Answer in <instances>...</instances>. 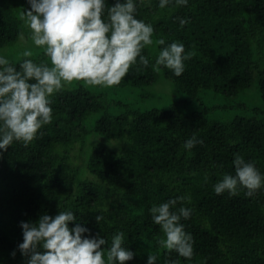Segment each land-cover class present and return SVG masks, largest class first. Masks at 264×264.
<instances>
[{"label":"trees","instance_id":"1","mask_svg":"<svg viewBox=\"0 0 264 264\" xmlns=\"http://www.w3.org/2000/svg\"><path fill=\"white\" fill-rule=\"evenodd\" d=\"M114 2L105 0L108 7ZM135 3L136 18L154 27V44L142 52L149 65L138 60L139 72L134 65L110 87L112 98L82 81L66 85L52 97L51 123L27 147L14 141L7 152L0 149V264H26L18 249L21 221L35 223L60 210L76 215L70 227L79 223L105 238V251L123 232L124 247L136 253L126 264H147L149 251L156 264H264V187L251 197L246 189L237 196L214 191L224 174H235L236 154L264 175V113L247 107L254 114L220 120L199 96L212 90L231 98L257 83L264 101V0H188L186 6L172 0L164 9L160 0ZM28 8V0H0V51L26 33L18 16ZM180 19L189 22L181 27ZM173 42L195 52L179 77L163 66L153 70L159 51ZM24 59L10 62L19 70ZM30 59L49 62L43 52ZM161 77L186 97L148 110L123 98L127 89H146ZM112 106L121 112L111 114ZM194 134L203 143L185 149ZM72 151L84 156L83 166L73 163ZM179 196L191 201L176 206L192 209L181 218L194 241L191 259L160 248L164 234L150 212Z\"/></svg>","mask_w":264,"mask_h":264},{"label":"clouds","instance_id":"2","mask_svg":"<svg viewBox=\"0 0 264 264\" xmlns=\"http://www.w3.org/2000/svg\"><path fill=\"white\" fill-rule=\"evenodd\" d=\"M171 2L160 0L159 7L164 9ZM28 4L30 8L20 12L18 19L30 30V40L37 49H43L49 62H35L30 59L33 51L26 49L22 56L28 59L18 70L0 55V149L5 152L14 141L27 147L40 129L51 123L52 97L66 85L82 81L89 86H117L138 60L145 68L149 65L142 52L154 44V27L136 18L135 0H115L111 7L105 0H28ZM187 4L188 0H175L176 6ZM188 22L180 19L181 27ZM155 43L165 45V40ZM193 56L195 52H186L182 43L173 42L159 51L153 70L159 72L163 66L179 77L185 71V61ZM197 143L203 141L194 134L183 147L190 150ZM233 164L235 174H224L214 185L217 195L228 192L237 196L246 189L245 195L251 197L264 187V175L255 163L236 154ZM186 199L191 202L190 197L179 196L153 205L150 212L164 234L157 240L160 248L191 259L194 241L181 218L188 219L192 209L176 208ZM102 219V215L96 216L98 223ZM76 220L72 211L60 210L55 216L42 214L35 223L21 221L23 242L18 249L26 264H126L134 259L136 253L124 247L123 232L113 235L105 251L108 242L99 233L92 236L91 230L79 223L70 227ZM11 255L15 258L16 252ZM157 259L156 254L148 252L147 264H156Z\"/></svg>","mask_w":264,"mask_h":264},{"label":"rangeland","instance_id":"3","mask_svg":"<svg viewBox=\"0 0 264 264\" xmlns=\"http://www.w3.org/2000/svg\"><path fill=\"white\" fill-rule=\"evenodd\" d=\"M23 37L24 38L21 39L20 36L16 42L4 47L0 51V54L6 56L9 60L17 61L23 57L22 53L26 49L32 50L34 53L33 55L43 52V49H37L30 40V30L28 28L26 29V33L23 34ZM85 86L91 88L95 92H105L110 98L115 96V93L111 91L110 87L105 88L99 86H89L86 84ZM116 92L119 93L118 90ZM124 92L123 98H128V100L131 101L135 107H138L142 110H148L151 108H169L181 98L186 97L176 89L172 81L165 77H161L156 83L147 87L146 89H127ZM199 96L208 106L212 107L211 115L214 118L220 120L230 118L233 115L254 114V111L248 109L247 107L259 108L264 113V101L260 97L257 83L253 84V86L246 91H243L231 98H228L222 94H215L212 90L202 92ZM190 107L192 109L193 103L190 104ZM121 110V108L112 106L108 111L111 114H118L121 112ZM100 115L101 113L99 112L94 114L93 120ZM110 140L112 139H104L105 142ZM72 155L73 163L78 166H83L84 156H80L74 151H72Z\"/></svg>","mask_w":264,"mask_h":264}]
</instances>
